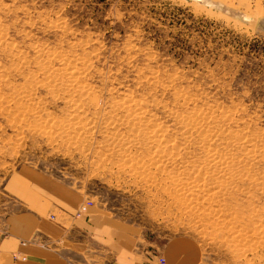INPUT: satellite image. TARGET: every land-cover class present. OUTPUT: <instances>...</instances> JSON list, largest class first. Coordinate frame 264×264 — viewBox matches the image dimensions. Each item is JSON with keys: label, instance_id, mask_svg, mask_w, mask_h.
<instances>
[{"label": "rangeland", "instance_id": "obj_1", "mask_svg": "<svg viewBox=\"0 0 264 264\" xmlns=\"http://www.w3.org/2000/svg\"><path fill=\"white\" fill-rule=\"evenodd\" d=\"M21 168L163 264H264V0H0V192Z\"/></svg>", "mask_w": 264, "mask_h": 264}, {"label": "crops", "instance_id": "obj_2", "mask_svg": "<svg viewBox=\"0 0 264 264\" xmlns=\"http://www.w3.org/2000/svg\"><path fill=\"white\" fill-rule=\"evenodd\" d=\"M50 181L21 168L1 183L0 264H77L79 254H90L95 247L105 254L103 264H158L149 237L91 204L79 211L85 199L69 186Z\"/></svg>", "mask_w": 264, "mask_h": 264}, {"label": "bare ground", "instance_id": "obj_3", "mask_svg": "<svg viewBox=\"0 0 264 264\" xmlns=\"http://www.w3.org/2000/svg\"><path fill=\"white\" fill-rule=\"evenodd\" d=\"M194 116H196V115H194ZM201 118V117H200ZM203 118V117H202ZM187 119V118H186ZM197 119V118H196ZM194 117H189L188 118V120L186 121L187 122V124H191V123H193L194 122ZM197 122H198V120H197ZM199 124H200V122H199ZM198 129V128H197ZM208 133V132H207ZM203 136V135H202ZM207 136V135H206ZM204 137V136H203ZM211 138V137H210ZM235 138H237V137H235ZM243 138V137H242ZM201 143H203V142H201ZM205 143V142H204ZM250 143V142H249ZM248 143V144H249ZM247 144V145H248ZM251 144V143H250ZM249 147H251V146H249ZM253 147H255V145H253ZM246 148V147H245ZM247 149V148H246ZM250 149V148H249ZM208 152V151H207ZM214 152V151H213ZM216 152V151H215ZM214 153H210L209 155V158L208 159H210V161H212V162H214L215 161V159L217 158V157H219L218 155H217V157H216V154H214ZM253 154V153H252ZM222 156V155H221ZM218 161V160H217ZM217 163H219V162H217ZM84 208H85V206H84Z\"/></svg>", "mask_w": 264, "mask_h": 264}, {"label": "built area", "instance_id": "obj_4", "mask_svg": "<svg viewBox=\"0 0 264 264\" xmlns=\"http://www.w3.org/2000/svg\"><path fill=\"white\" fill-rule=\"evenodd\" d=\"M81 206H82V208L81 209L79 208V211H83L84 210L85 204L84 205H81ZM163 262H164V259L161 258V257H159L158 264H163Z\"/></svg>", "mask_w": 264, "mask_h": 264}]
</instances>
